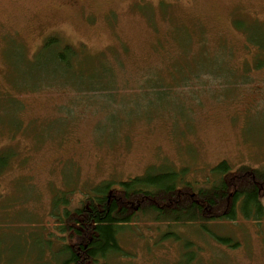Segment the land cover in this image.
Here are the masks:
<instances>
[{
  "label": "rangeland",
  "instance_id": "obj_1",
  "mask_svg": "<svg viewBox=\"0 0 264 264\" xmlns=\"http://www.w3.org/2000/svg\"><path fill=\"white\" fill-rule=\"evenodd\" d=\"M51 37L105 71L89 85L103 90L48 82L33 58ZM262 40L264 0H0V153H15L0 262L34 264L50 239L58 250L59 213L103 183L184 170L197 189L222 161L264 171ZM119 234L123 254L101 264H264V218L240 212L206 224L139 212Z\"/></svg>",
  "mask_w": 264,
  "mask_h": 264
},
{
  "label": "trees",
  "instance_id": "obj_2",
  "mask_svg": "<svg viewBox=\"0 0 264 264\" xmlns=\"http://www.w3.org/2000/svg\"><path fill=\"white\" fill-rule=\"evenodd\" d=\"M260 45L264 52V40ZM85 56L78 49L61 47L58 38L51 37L33 59L38 64L42 62L52 66L53 75L48 78L49 83L54 82L60 87L69 85L74 89L83 86L84 89H78L83 93L101 91L103 89L89 88V85L97 81L95 78L105 76V71L93 75L92 70L85 67ZM14 156L10 150L0 153V176L10 167ZM185 173L184 170H167L97 186L82 202L81 208H65L63 214L59 213L58 221L62 223L59 231L65 238L67 235L69 242L60 237L58 250L52 248L54 240L43 242L45 250H41L34 264H101L122 255L119 233L133 223L139 212L151 213L157 221L174 224L235 221L239 212L246 219L258 221L264 218L261 195H264V171L245 165L235 168L228 161H222L211 169L210 176L197 189L195 185L199 184L187 182ZM63 204L68 205L67 201ZM218 240L236 247L228 238L219 237ZM2 242L0 239V244ZM49 249L51 258L44 263L43 253ZM5 253L1 245L0 261H3ZM12 260L7 257L6 264H12Z\"/></svg>",
  "mask_w": 264,
  "mask_h": 264
}]
</instances>
